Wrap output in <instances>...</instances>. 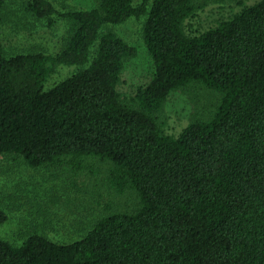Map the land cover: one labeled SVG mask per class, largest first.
Masks as SVG:
<instances>
[{"label":"trees","instance_id":"trees-1","mask_svg":"<svg viewBox=\"0 0 264 264\" xmlns=\"http://www.w3.org/2000/svg\"><path fill=\"white\" fill-rule=\"evenodd\" d=\"M93 2L63 12L58 54L8 55L0 37V154L34 167L107 159L110 181L134 189L139 207L108 213L70 242L0 237V264H264V0L205 30L190 22L200 0H152L144 37L156 72L132 102L119 83L137 47L104 27L141 16L148 0ZM28 9L55 22L52 0ZM58 64L79 69L46 89ZM193 81L221 94L216 111L167 133L159 112Z\"/></svg>","mask_w":264,"mask_h":264},{"label":"rangeland","instance_id":"rangeland-1","mask_svg":"<svg viewBox=\"0 0 264 264\" xmlns=\"http://www.w3.org/2000/svg\"><path fill=\"white\" fill-rule=\"evenodd\" d=\"M30 0H5L0 8V37L8 55L42 51L58 54L69 33L67 9L90 8L93 0H52L57 8L55 22L28 9ZM257 0H200L191 27L205 30L222 19L231 18L247 4ZM145 0H134L136 6ZM152 0L141 16H131L121 24H107L111 30L137 47L138 54L125 60L119 83L121 97L132 102L138 88L148 85L156 63L144 37ZM79 69L75 65L54 67L46 89ZM221 94L202 81H193L172 91L159 112V121L167 133L180 135L192 122L210 118ZM107 159L84 157L74 163L34 167L22 156L0 154V208L8 219L0 223V237L21 244L27 235L39 232L58 242L83 237L96 222L112 211L139 207L134 189H118L111 181ZM113 185H112V184Z\"/></svg>","mask_w":264,"mask_h":264}]
</instances>
